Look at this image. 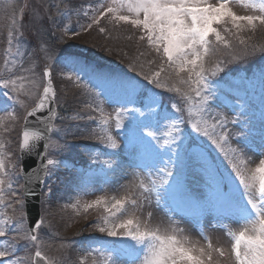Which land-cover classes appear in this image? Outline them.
Listing matches in <instances>:
<instances>
[{"label": "rangeland", "instance_id": "obj_1", "mask_svg": "<svg viewBox=\"0 0 264 264\" xmlns=\"http://www.w3.org/2000/svg\"><path fill=\"white\" fill-rule=\"evenodd\" d=\"M44 69L58 112L31 237L18 146ZM34 255L264 264V0H0V264Z\"/></svg>", "mask_w": 264, "mask_h": 264}, {"label": "water", "instance_id": "obj_2", "mask_svg": "<svg viewBox=\"0 0 264 264\" xmlns=\"http://www.w3.org/2000/svg\"><path fill=\"white\" fill-rule=\"evenodd\" d=\"M43 75L44 87L39 99L22 118L18 150L24 217L32 237L41 220L39 202L46 177V150L57 114L51 74L48 69H44ZM32 260L33 264H48L40 255H35Z\"/></svg>", "mask_w": 264, "mask_h": 264}, {"label": "trees", "instance_id": "obj_3", "mask_svg": "<svg viewBox=\"0 0 264 264\" xmlns=\"http://www.w3.org/2000/svg\"><path fill=\"white\" fill-rule=\"evenodd\" d=\"M64 53V59L68 60V62L70 64H73V63H80L78 66H82L83 68V71H87L89 70L88 67H92V68H95L97 66H102V64L96 60V59H93L91 56H89L86 52H82V51H79V50H76V49H71L69 47H65L64 50L62 51ZM62 54V53H61ZM107 64V63H106ZM113 64V63H112ZM110 64V65H112ZM77 65V64H76ZM105 65V64H103ZM87 66V67H86ZM113 66V65H112ZM116 67V66H115ZM113 68V67H112ZM77 70V69H76ZM57 111H58V108H57ZM20 143V141H19ZM19 148V146H18Z\"/></svg>", "mask_w": 264, "mask_h": 264}, {"label": "bare ground", "instance_id": "obj_4", "mask_svg": "<svg viewBox=\"0 0 264 264\" xmlns=\"http://www.w3.org/2000/svg\"><path fill=\"white\" fill-rule=\"evenodd\" d=\"M113 179H114V175H113Z\"/></svg>", "mask_w": 264, "mask_h": 264}]
</instances>
